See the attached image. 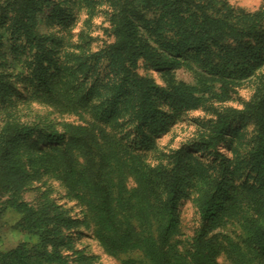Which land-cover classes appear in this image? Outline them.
I'll use <instances>...</instances> for the list:
<instances>
[{
    "label": "trees",
    "instance_id": "obj_1",
    "mask_svg": "<svg viewBox=\"0 0 264 264\" xmlns=\"http://www.w3.org/2000/svg\"><path fill=\"white\" fill-rule=\"evenodd\" d=\"M102 1L113 7L117 40L107 54L106 79L92 87L87 81L72 85L79 80L70 77L76 79L78 72L89 79L91 68L93 74L102 67V57L80 55L71 67L62 54L64 43L39 34V16L46 9L49 25L71 28L79 0L0 4V106L11 115L17 102L34 100L83 119V124L65 123L62 132L8 122L0 133V180L19 192L41 172L53 176L86 207L84 223L120 264H218L221 247L209 235L239 214L248 251L228 239L236 264H246L247 254L264 263V223L245 215L246 197L235 190V174L224 160L208 174L190 153L191 145L169 152L158 147L157 139L191 108L193 99L180 87L165 89L138 73L142 66L170 73L192 64L217 73L220 61L226 76L247 80L264 65V10L237 12L218 0ZM16 84L26 88L23 94ZM231 120L230 113L219 115L207 148L218 146ZM123 132L128 133L119 137ZM144 150L155 154L153 162ZM249 163L264 184V138L250 152ZM130 180L135 186L129 187ZM194 191L199 193L195 203L201 227L185 245L179 239V207ZM1 209L16 212L15 228L38 235L52 252L33 251L22 242L10 250L0 248V264H74L67 255L73 250L67 233L80 222L67 218L54 201L47 199L34 210L10 198ZM133 253L140 260L122 258ZM72 256L78 264L94 260L80 251Z\"/></svg>",
    "mask_w": 264,
    "mask_h": 264
},
{
    "label": "rangeland",
    "instance_id": "obj_2",
    "mask_svg": "<svg viewBox=\"0 0 264 264\" xmlns=\"http://www.w3.org/2000/svg\"><path fill=\"white\" fill-rule=\"evenodd\" d=\"M58 1V0H53ZM225 2L237 12L253 13L264 10V0H218ZM6 0H0L5 4ZM72 8L70 11H74ZM48 9L39 16V34L56 36L64 43V60L69 66H77L78 56H89L98 54L102 57L99 72L87 74V78H81L77 72V78L70 77L72 85H80L81 82H88V87L101 85L105 78V71L108 69L109 61L107 54L116 43V35L112 26L113 7L110 3L102 0H95L91 5L79 0L76 10V19L71 28L62 30L57 25H49ZM216 61L219 72H208L197 64L183 66L173 72L167 73L142 66L138 73L148 77L154 83L165 89L173 90L174 87L182 88L192 99V106L189 110L182 112L178 119L173 122L168 131L157 139L160 150L169 152L185 145H191L190 153L195 156L207 169L208 174L218 169L220 162L224 160L230 168L231 175L235 174L234 188L245 196L243 208L247 216L258 218L264 223V184L258 181L255 172L252 171L249 163V154L256 146L260 137L264 138V65L259 68L254 76L247 80L228 77ZM216 69V70H217ZM218 71V70H217ZM85 72V70H84ZM101 79V80H100ZM18 94L26 90L21 84H16ZM14 99V98H13ZM160 108H165L161 105ZM235 112L237 114H235ZM230 113L232 116L229 131L220 141L218 146L207 148V140L212 134V127L218 120L219 115ZM87 121L91 120L89 114L84 115ZM19 122L23 125L39 127L43 130L53 128L58 132L63 131L65 123L83 124L82 117L65 112L50 105L29 100L26 103L17 102L15 109L10 115L8 110L0 106V133L8 122ZM108 130H111L110 128ZM128 132H123L122 137ZM131 141L133 135L129 136ZM31 139L27 141L30 144ZM149 156L153 162L155 154L149 151H142ZM40 171H43L40 168ZM129 187L135 186L130 180ZM196 193V194H195ZM199 193L194 191L191 199H183L179 210L181 215L182 236L179 238L185 242L191 240L201 227L200 214L195 203ZM10 198H20L26 205L38 210L46 200L54 201L67 214L80 223L73 230L69 231L73 240V250L67 255L71 261L78 264L74 252L92 256V264H120L113 261L101 248L95 239L92 229L84 223L87 209L76 199L70 197L64 185L53 176L42 173L31 180L21 191H15L10 184L0 180V248L10 250L25 242L29 249L52 252L51 247H44L38 235H28L15 228L20 216L8 210L2 212V203ZM243 214L228 219L222 226L214 229L209 237L214 238L216 244H220L221 250L217 258L218 264H236V256L229 246L228 239L248 251L245 244V233L241 228ZM139 253L123 256V259L140 260ZM246 264H264L253 254H247Z\"/></svg>",
    "mask_w": 264,
    "mask_h": 264
}]
</instances>
